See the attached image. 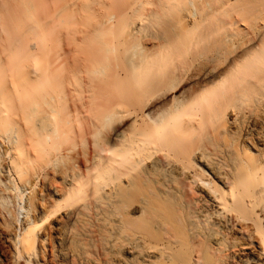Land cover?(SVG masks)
I'll list each match as a JSON object with an SVG mask.
<instances>
[{"label":"bare ground","instance_id":"obj_1","mask_svg":"<svg viewBox=\"0 0 264 264\" xmlns=\"http://www.w3.org/2000/svg\"><path fill=\"white\" fill-rule=\"evenodd\" d=\"M8 2L0 0V141L8 145L0 152V264H264V0H222L220 10L236 16H206L189 1L193 10L178 17L182 32L170 35L186 45L172 58L178 64L163 74H125L120 96H109L89 124L68 127L69 136L63 105L74 95L62 89L57 97L68 98L57 104L68 117L63 124L58 114L63 127L54 134L77 129L84 146L92 137L91 153L86 145L79 155L82 169L75 148L66 150L76 134L68 145L59 138L63 154L57 141L44 143L43 117L57 111V100L49 109L57 93L47 96L45 73L35 62L10 73L13 55L29 45L10 42ZM123 17L103 24L140 23ZM212 17L218 24L205 26ZM25 53L23 61L30 48ZM39 83L46 94L35 93ZM167 94L172 100L162 102ZM124 118L131 122L118 127ZM20 198L21 223L11 210Z\"/></svg>","mask_w":264,"mask_h":264},{"label":"rangeland","instance_id":"obj_2","mask_svg":"<svg viewBox=\"0 0 264 264\" xmlns=\"http://www.w3.org/2000/svg\"><path fill=\"white\" fill-rule=\"evenodd\" d=\"M189 1H193L195 3V10L197 9V11H199V9H202V11L206 14V16H236L234 12V8L232 7L227 8L225 12L220 10V3L222 0H203L204 2H206L204 6L200 5L201 3H203L201 2L202 0L201 1L200 0H10V2H8L9 3L8 7H9V23H10L9 37L11 38L9 39L13 41L10 42L11 44L13 43L14 46H15L14 43L15 40H18V44L20 46H25V44L26 46L29 45L27 46L28 48L22 47L23 50L26 49L28 52L26 50L25 51L22 50L23 52H19V53L27 52L24 54V56L31 53L27 57L25 56L26 58L23 61L24 58L22 57V55H20L19 57L18 55L19 53L17 52L18 53L17 54L15 52V54L17 55H13L14 56L13 59H11L10 56L11 59L10 68H12L11 66L13 67L16 66L14 67L15 69L16 68L23 69L24 65H28V64L31 65L30 63L35 62L36 63L35 66L36 67L39 66L37 68L38 73H40L42 70V73H45V76L44 74L43 76L41 74V77H44L45 79L48 78V81L50 82L49 83L47 79L46 80L44 79L45 80L44 82L48 83V84L45 83L47 86V92L50 93V94L47 93V96L55 95V93H57L56 97L58 93L60 94V96H62L61 94H64L65 90L67 91L65 93L66 95L70 93L74 95V96L67 95L68 97L71 98V100H69L70 98L64 96V98L66 97L65 99L68 98L67 99L68 101L66 100V102L68 103L66 104V106L63 105L66 102L61 104L64 107L65 110L64 113H69V118L67 120L70 121V123L68 122L70 126L68 123H66L68 124L67 127L66 125H64L66 129L64 128L63 132L65 133L67 129H70L68 127H73V128L78 127L77 129H79L80 128L79 126L83 127L84 123L89 124L91 121H94V119H97L101 116L100 114L104 112L103 109H105V104H107L103 102L107 101V99H109V96H111L110 97L111 99L113 97L117 99V97L120 96V92L122 91L121 88H123L122 86L124 84L122 83L123 82L122 80L125 78L124 77L125 74H127L126 76H128V74L130 76L131 75L137 76L140 73L148 74L147 76H149V74L151 75L163 74V72H166L168 71V69L173 67L174 63L172 58L178 56L175 55L176 49L177 51L181 50L184 52V53H180L179 55L180 57L181 54L182 57L185 55L186 51H184L185 50L184 47L186 45L184 43V39H182L183 36L178 35L179 37L181 36L182 37L181 39H179L178 37V39L176 40L175 38L171 39L170 35H172L173 32H175V34H180V32H182L183 25L181 24L183 23H181L178 20V17L185 16V14L188 11L193 10V7L189 5ZM109 16H112L115 19H117L118 17L124 18L123 16H132L131 19L134 20V22L136 23L140 22V23H138L134 28L127 30L125 29L123 24V22L124 21L126 22L127 20L123 19V21H121L120 24L115 26V28L113 27V29H109V28L106 29L107 25H104L103 22ZM139 16H148V17L147 19L142 20L139 19ZM140 20H142V22L144 23H142ZM217 24H218L217 17L209 18L204 23L205 26H215ZM103 26H105V28H103ZM129 33L131 34L130 36ZM18 44H16L17 48L19 47ZM13 45L10 46L11 48L13 47L11 51L14 50ZM31 45H33L35 49L37 47L36 50L38 52H36V50ZM44 47H46L45 49L47 52L46 54L44 53L45 52L44 50H43L44 52L42 53L40 52L42 51V49H44ZM142 47L146 48L147 51L145 50L144 53L148 52V54L142 53L143 51L140 52L141 51L140 49ZM29 48H30V53H29ZM31 48L34 49V51L33 49L32 51L34 54H36L35 55L36 57L34 56V54H32ZM47 48L51 49L50 53H48L49 49L47 50ZM15 50L20 51L19 49L16 48ZM11 53L14 54V52ZM140 53H142L141 56L144 54L146 57H144V60H142V62L138 61L139 63L138 64L137 60L139 59L138 56L140 57ZM47 55H51V56H47ZM17 57L21 59L19 64L20 66H22L21 68L19 67V65L14 64V61L16 64L19 63V61L17 62L18 60ZM175 59H180V58L177 57ZM26 60L27 61L29 60L28 61L29 63ZM22 62L24 64H22ZM176 63L178 64V62ZM34 64L32 66H34ZM28 66H25V68L27 69ZM15 69L14 71L10 70V73L11 75L13 74V76L15 75ZM58 75H61V77L65 75L64 78H62L65 80V82H63L64 86L63 85L58 86L57 84L58 79H60V76ZM122 76L124 78H122ZM57 77L59 78L57 79ZM40 82L42 83V81ZM41 83H39L38 86L35 87L40 88ZM61 83L62 82L60 79L59 84ZM43 84L44 83H42V85ZM39 88H35V89L41 90L42 86L40 89ZM59 89L61 90L63 89L64 91L62 90L61 91L62 93H60V91L58 92ZM45 90L46 87H44V89H42L41 91L35 93L40 92L41 94L42 93L44 94ZM56 97L54 98L53 103L51 104L52 108H49L51 106L48 107L50 110L53 109L54 101H56L57 99L59 101L61 100V98L59 99L58 97L57 98ZM172 97H173L172 94H167L165 98L162 100V102L171 101ZM74 98H76V101H74L75 100ZM78 99H81L80 100L81 103L83 102V104L79 103L81 104V106L87 107L89 105V108L85 107L83 110V107H81V109H79L80 105H77L78 103L75 104V102H77ZM58 100L54 104V106H57L55 107L57 108V111H55L56 109L55 110L53 109L54 111L52 113L51 112L49 113V115L51 114L52 117L53 115L56 114L55 117L54 118L49 117L50 121H48L49 118L43 117L44 119H48L46 122H44V125L42 124L43 126L42 134H45L43 135V138L44 136L47 137H45L46 140L43 139L42 141L41 140L40 141L43 143V141L45 140L44 143L47 142L45 143L46 146L47 144L50 146L51 143H55L52 142L53 140L58 142L59 138H63L60 139L61 141H64L65 138H70L71 140H73L72 138H75L73 142L75 141L76 143L73 144L69 143V141L71 140L68 139L69 140L68 141L67 139H65V143L67 145L68 144L72 145V146L68 145L69 149L65 148L67 146H65L66 144L64 142L61 143H63L65 147H62L63 145L61 146L59 142L58 143L56 142L55 148L58 149L60 146L61 147L59 149L60 151L62 148L63 149L65 148L69 152V150H71L70 147L71 148L74 147L75 150L74 149L72 150L76 152H74L73 154L75 155L76 153L75 156H78L77 157L78 160L76 159V161L80 162L81 166L79 167L82 169L84 168L85 165L83 164L85 163H81L83 162L81 158L82 159L84 158L85 160L86 157V155L82 151H86L85 149L87 145L88 146L87 150L88 152L90 150L89 154L91 153L92 146L90 145L92 144V141L90 140L92 139L90 138L92 137L91 136L89 137V135L86 136L89 138H85L87 139L85 146L82 145L81 143L83 142L84 144V141L82 140L84 136L82 137L79 136L81 138L80 139L77 135L78 133L77 129L73 131L76 132L74 133L76 135L73 134L75 137H72L73 135L71 136L72 138L68 137L69 134H67L66 132L68 136H66L65 134L62 135L64 137L59 136L58 138L57 135H59L58 133H61L63 127L60 125V123L62 122L63 124L65 123L64 121L66 117L64 116L67 115L60 113L63 112V110L61 111V108L63 107H60V105L57 104L59 102ZM64 100H61L60 103ZM73 103L78 108L76 109L75 107L77 111H74L75 109L73 107L74 106ZM100 104L103 106H100ZM99 107L100 108L103 107V108L100 109ZM48 108L46 106L45 109L48 110ZM86 109L87 111L89 110L90 112L89 111L87 112ZM50 110H48V112ZM44 112H46V115H48L47 111ZM92 112L94 113V115ZM91 113H92V117L95 116L94 119L90 117ZM58 114L60 115V118L61 115H63L62 119L64 120L62 122H59L62 119L58 117ZM86 114H89V116ZM86 116L90 117V119H87ZM56 117L57 120H55ZM91 118L93 120H91ZM51 119H54L55 121L58 122L54 124ZM86 120L87 121L89 120L88 121L89 123H87ZM96 121L97 120H95V122ZM137 121H139L138 118ZM116 122L118 123L119 121ZM116 122L114 124L115 125L119 124L118 127L121 126L120 124L124 126L131 122V118L130 119L126 118L125 120H122L118 124ZM57 124H59L60 127L57 128L56 127L58 126ZM73 128L71 129L73 130ZM55 129H58L56 130L57 132H55ZM54 133H56L57 135ZM76 137H78L80 140L78 138L76 139ZM47 140H49L51 143ZM90 142L91 144H89ZM0 143H1L0 152L2 151L4 152V150L8 148V145L6 144L5 141L2 140L0 141ZM57 144H59V146ZM55 148H54V152H55ZM25 149L27 150L29 149V147L27 148V144L25 145ZM66 150L65 152L64 150L62 151L66 153L67 152ZM14 151L15 150H13V153L16 154V152ZM62 151L59 152V154L60 153L63 154ZM81 152L85 155V157L82 156L79 157V155H82ZM70 154L72 155V153ZM86 154L88 155V153ZM73 158L75 159V157ZM77 164L80 165L79 163ZM49 167H45L41 171L51 172L52 167L51 169H49ZM37 185L39 186L40 182L39 183L37 182ZM21 198L19 199V202L15 200L16 203L13 202L15 204L11 205L12 206L11 210L17 215L16 217L19 220V223H21L20 221L22 219V214H23L21 213L22 211H20L21 208L19 207H22L21 205L24 203V198L22 199L23 203ZM17 208H19L20 210Z\"/></svg>","mask_w":264,"mask_h":264}]
</instances>
